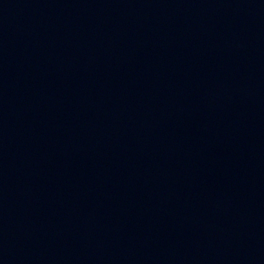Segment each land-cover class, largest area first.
Instances as JSON below:
<instances>
[{"label": "water", "instance_id": "1", "mask_svg": "<svg viewBox=\"0 0 264 264\" xmlns=\"http://www.w3.org/2000/svg\"><path fill=\"white\" fill-rule=\"evenodd\" d=\"M0 264H264V0H0Z\"/></svg>", "mask_w": 264, "mask_h": 264}]
</instances>
